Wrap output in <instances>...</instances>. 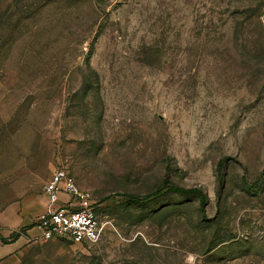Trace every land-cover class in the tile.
Returning <instances> with one entry per match:
<instances>
[{
    "label": "rangeland",
    "instance_id": "obj_1",
    "mask_svg": "<svg viewBox=\"0 0 264 264\" xmlns=\"http://www.w3.org/2000/svg\"><path fill=\"white\" fill-rule=\"evenodd\" d=\"M57 166L103 234L16 264H264V0H0V243Z\"/></svg>",
    "mask_w": 264,
    "mask_h": 264
},
{
    "label": "built area",
    "instance_id": "obj_2",
    "mask_svg": "<svg viewBox=\"0 0 264 264\" xmlns=\"http://www.w3.org/2000/svg\"><path fill=\"white\" fill-rule=\"evenodd\" d=\"M42 191L46 206L34 220L39 233L33 239L76 244H92L100 240L104 229L100 205L92 192L81 188L63 166L53 168Z\"/></svg>",
    "mask_w": 264,
    "mask_h": 264
},
{
    "label": "crops",
    "instance_id": "obj_3",
    "mask_svg": "<svg viewBox=\"0 0 264 264\" xmlns=\"http://www.w3.org/2000/svg\"><path fill=\"white\" fill-rule=\"evenodd\" d=\"M38 197L39 198L27 197L23 201V207L25 208L23 210L26 213H30L31 210L33 215L31 217L32 220H34L37 215L45 209L46 206V197L43 191H41ZM38 233V228L36 226H32L28 231H26V235L21 234L15 240H11L7 243H0V264H16L19 250L26 242L27 237L30 235L33 237Z\"/></svg>",
    "mask_w": 264,
    "mask_h": 264
},
{
    "label": "trees",
    "instance_id": "obj_4",
    "mask_svg": "<svg viewBox=\"0 0 264 264\" xmlns=\"http://www.w3.org/2000/svg\"><path fill=\"white\" fill-rule=\"evenodd\" d=\"M172 189H174V190H179V191H190V192H193V193H197L198 196H199L200 198H202L201 194H200L199 191L196 190V189L185 190V189H182V188H178V187H176V186L172 187ZM157 194H158V191H154V192L150 193L147 197H153V196H156ZM147 197H146V198H147ZM130 199L133 200V201H140V200H142L143 198H139V197H130ZM34 225H35V224H33L32 226H34ZM18 237H19V235H16L12 240L17 239Z\"/></svg>",
    "mask_w": 264,
    "mask_h": 264
}]
</instances>
